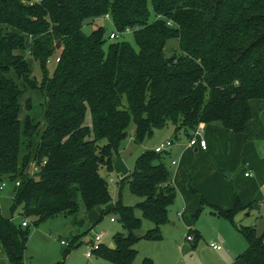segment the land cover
<instances>
[{
    "label": "trees",
    "instance_id": "trees-1",
    "mask_svg": "<svg viewBox=\"0 0 264 264\" xmlns=\"http://www.w3.org/2000/svg\"><path fill=\"white\" fill-rule=\"evenodd\" d=\"M105 16L117 32L131 29L135 46L107 42L104 26L83 32L87 22ZM0 26V183L13 186L10 211L21 207L35 226L74 216L79 200L89 220L95 207L107 205L111 198L99 171H112V157L128 138L142 144L168 123L174 136L188 138L209 124L243 133L249 101L264 99V0H0ZM170 40L177 43L167 56ZM17 51H28L41 72L39 84ZM51 59L58 62L49 73ZM27 92L32 97L20 118ZM31 164L36 169L29 176ZM124 181L141 201L114 204L110 211L124 233L113 236V249L101 245L94 255L134 264L139 240H161L176 191L161 154L152 150L136 158ZM214 209L233 224L242 206L235 196L231 210ZM142 219L153 227L137 236ZM21 227L0 213L6 264H24L28 232ZM236 229L246 242L237 258L264 264V234ZM78 245L72 238L63 255Z\"/></svg>",
    "mask_w": 264,
    "mask_h": 264
},
{
    "label": "rangeland",
    "instance_id": "rangeland-1",
    "mask_svg": "<svg viewBox=\"0 0 264 264\" xmlns=\"http://www.w3.org/2000/svg\"><path fill=\"white\" fill-rule=\"evenodd\" d=\"M97 26L105 27L107 42L125 40L135 46L131 33L125 34L117 40H110L108 38L109 34L115 32V29L110 21L105 18L87 22L83 27V32L88 35ZM10 30L14 32V30ZM2 31L3 27L0 26V32ZM30 42V37L26 36L25 43L27 47H29ZM176 43L175 40L167 42L165 47V54L167 56L172 55ZM15 53L26 59L31 70V77L39 84L41 72L33 62L28 51H17ZM55 61L51 59L48 63L47 68L49 73L52 72ZM31 97L32 94L27 92L20 99V118H23L26 112L25 103ZM33 102L37 106V101ZM258 116L263 120L264 125V109L258 111ZM43 128L44 123L41 122L40 130ZM132 131L133 128L130 132L132 133ZM173 133L174 128L168 123L164 128L154 131L152 136L147 138L142 144H136L131 138H128L123 143L119 153L112 157V171H107L104 168L99 171L100 176L107 183L111 200L107 205L93 209L91 218L95 220L94 222H90L86 217L83 205L79 200L78 212L74 216L58 215L35 226L33 218L22 216L21 207L16 208L12 212L10 211L13 186L5 183L3 189L0 190L1 215L5 218H11L16 225H21L23 221H26L28 225L27 227H21L24 231L28 232L24 251V264H115L94 254L88 258L86 253L89 249L90 240L94 234L103 233L102 243L107 247L111 245L113 236L116 233H124L122 225L117 220V216L110 211L111 207L118 200L124 206L135 207L141 201V198L132 194L126 181L123 183L119 181L126 177L124 175H128L134 169L135 160L140 154L146 150L154 149L160 143H165L168 138L172 137ZM35 145L36 141L33 140L31 160L33 159ZM253 146L255 147V158L259 159V161L263 160L264 139H253L249 146L246 144L242 145L240 142L233 140L230 141L227 138L220 140L219 147H222L223 151H218L217 158L224 157L225 163H217V159L213 157L215 169H217L216 174L210 173L207 167L208 163L202 159V156L191 155L188 157L186 161L189 163V170L186 169L187 171H185L188 172L187 175L185 176L183 171L178 177L176 184H174L176 197L174 202L169 206L168 222L162 228L163 239L161 243L157 244L146 240H139L134 245V249L137 251L134 264H140L144 256L156 257L153 258L156 264H159L160 261L163 264H224L225 254L214 252L209 247V243L219 244L224 250L229 249L237 256L246 248V242L243 236L238 233L236 227H254L258 235L264 234V206L260 205L264 198V183L256 186L255 193L246 197V199H242V193H239L241 188L247 185L242 179L243 174L245 172L250 173L246 168L245 162H241L243 157L240 156L248 155L244 150L249 147L253 148ZM228 147L231 151L237 152V157L234 152L228 154ZM161 156L167 170L173 175L171 158L165 153H162ZM258 164V168L262 169L261 164ZM35 169L36 166L31 164L26 171L27 175H33ZM188 174H190V177ZM254 175L257 176V171ZM119 176L124 177L119 179ZM191 176H194V179ZM252 179L255 178H250V181ZM184 185H189L195 190V193H191ZM235 196L239 199L242 209L234 215L232 224L227 219L218 216L215 213L214 206L223 210L227 206H230V209H232L235 203ZM202 198L207 204L203 205L201 203ZM183 199H187V201L184 202ZM230 200L231 203L229 202ZM103 211L104 213L102 214ZM180 211L183 213L182 217L178 214ZM194 213H197V218L192 217ZM135 216L141 219L140 211L137 209L135 210ZM74 218L78 223L74 222ZM111 218H113L114 222L110 221ZM152 227L150 222L142 219L141 228L135 234L142 236ZM196 232L199 234L197 243H194V240L188 241L187 237H193V233ZM74 237L79 245L70 249L64 256V250L67 249ZM62 240L68 243V245H61ZM178 245L181 248H185L184 253L180 251V248H177ZM192 245H195V248L188 250ZM221 257L223 261H221ZM1 259L5 260V257L0 247V261H2Z\"/></svg>",
    "mask_w": 264,
    "mask_h": 264
},
{
    "label": "crops",
    "instance_id": "crops-1",
    "mask_svg": "<svg viewBox=\"0 0 264 264\" xmlns=\"http://www.w3.org/2000/svg\"><path fill=\"white\" fill-rule=\"evenodd\" d=\"M249 107L251 110V119L247 122L245 131L243 133L234 134L233 132L223 128L222 126H220L218 124L203 125L201 138L205 140V143H206L205 150H203L199 147L195 148V147L188 146V141L190 138L185 136L182 132L178 133L176 136H174V133H173L172 137H170L166 140V141L171 142V146L166 151H164L163 153L167 154L168 157L171 158L170 162H171V165L173 166V175H172L173 186H174V184H176L178 177L181 175V173L183 171H184L185 176L187 175L188 172H185V171H187L186 169L189 170V163H188V161H186V159L188 157H190L191 155L202 156V159H204V161H206L208 163L207 167L209 168L210 173L216 174L217 169H215L213 157H215L217 159V161H216L217 163L218 162L219 163H225L224 157L219 158V159L217 158L218 151H223L222 147H219L220 140L227 138L230 141L233 140L235 142H240L242 145L246 144L247 146H249L250 143H252L253 139H257V138L264 139L263 120L261 118H259V116H258V111L264 109V99L250 100L249 101ZM160 144H162V143H160ZM227 150H229L228 154H230V152H234V153H236L235 155L237 157V152L231 151L229 147L227 148ZM152 151H153V149H152ZM244 152L247 153L248 155H241L240 157H243L241 162H245L246 168L250 173L245 172V173H248L249 175L245 176V173H244L243 177H242L243 181L245 183H247L246 187L241 188V190L239 192V193H242V195L240 194L242 199H246V197L253 195V193H255L254 191L256 189V186H260L262 183H264V175H263L264 159L259 161V159L255 158L256 153H255V147L254 146H253V148L249 147L248 149L244 150ZM160 154L162 155V153H160ZM187 163H188V165H187ZM258 163L261 164L262 169L258 168L259 167ZM257 168H258V170H257ZM256 171H257V176L254 175V173ZM260 174H262V175H260ZM124 176H127V175H124ZM124 176H119V179L121 177H124ZM188 176L190 177V174H188ZM191 177H192V179H194V176H191ZM250 178H255V179H252L250 181ZM193 184L195 185L194 181H193ZM174 188H175V186H174ZM183 200H184V202L187 201V199H183ZM229 202L231 203V200ZM95 208H97V207H95ZM215 208H218V207H215ZM230 208H231L230 206H227L224 210L220 209V208H218V209L222 210V211H229V210H231ZM92 211L90 212V222L95 221L91 218ZM178 214L181 217L183 216L182 211L178 212ZM194 214H192V217L197 218V217L193 216ZM168 217H169V208H168ZM192 217L190 216V218H192ZM111 219H113V218H111ZM111 219H110V221H111ZM111 222H114V221H111ZM165 225H163L161 227V236H162V228ZM195 235L199 236V234L197 232L193 233V237H195ZM162 239H163V237L161 238L160 241H148V242H154V243L159 244V243H161ZM91 241H92V239L90 240V243H91ZM102 245L104 246L103 243H102ZM111 247H113V243H111L110 246H107V248L113 249ZM177 248H180L181 252H183V253L185 252V248H181L179 245L177 246ZM194 248H195V245H192L191 248L188 250H193ZM213 251L214 252H222V254H225L224 255V262H223L224 264H244L243 261H241L240 259L237 258L243 251L241 253L238 252L239 254L237 256H235L236 254L232 253L229 249L224 250L222 246H221L220 250H218V251L213 250ZM136 253H137V251H136ZM136 257H137V255H136ZM144 258H149L150 260H152L153 264H156V262H154V260H153V258H156V257L144 256ZM221 261H223L222 257H221ZM0 262H2L0 264H6L5 260H2ZM159 264H163V263L160 261ZM193 264H196V263H193Z\"/></svg>",
    "mask_w": 264,
    "mask_h": 264
},
{
    "label": "built area",
    "instance_id": "built-area-1",
    "mask_svg": "<svg viewBox=\"0 0 264 264\" xmlns=\"http://www.w3.org/2000/svg\"><path fill=\"white\" fill-rule=\"evenodd\" d=\"M105 19H108V16H105ZM128 33H132V30L131 29H126L124 32H117L115 30V32H112L109 34V39L110 40H117L119 39L120 37L124 36L125 34H128ZM56 62H58V59H56ZM202 129H203V126L200 125L196 131L193 133V136L189 139L188 141V146L190 147H199L203 150H205L206 148V143H205V140L201 138V133H202ZM171 146V142L170 141H166L165 143H162V144H159L158 146H156L154 149H153V152L156 153V154H160V153H163L164 151H166L169 147ZM249 174L248 173H245V176H248ZM110 182H112V180H110ZM18 185V183L16 184ZM5 186V183H0V190L3 189V187ZM261 206H264V199L262 201V203L260 204ZM111 221H113V219H111ZM21 225L23 227L27 226V222L26 221H23L21 223ZM104 234L103 233H100V234H94L93 237H92V241L89 245V249L86 253V256L89 258V257H92V255L94 254V251L98 250L100 248V246L102 245V238H103ZM187 240L188 241H192L193 240V237H190L188 236L187 237ZM61 245H68V243L64 242V241H61ZM209 247L213 250H220L221 249V246L218 245V244H215L213 242L209 243Z\"/></svg>",
    "mask_w": 264,
    "mask_h": 264
},
{
    "label": "water",
    "instance_id": "water-1",
    "mask_svg": "<svg viewBox=\"0 0 264 264\" xmlns=\"http://www.w3.org/2000/svg\"><path fill=\"white\" fill-rule=\"evenodd\" d=\"M225 176H226V177H228V175H227V174H225ZM111 248H113V247H111Z\"/></svg>",
    "mask_w": 264,
    "mask_h": 264
}]
</instances>
